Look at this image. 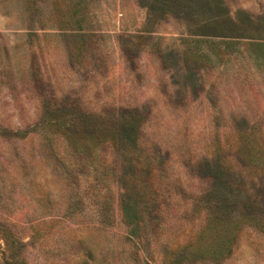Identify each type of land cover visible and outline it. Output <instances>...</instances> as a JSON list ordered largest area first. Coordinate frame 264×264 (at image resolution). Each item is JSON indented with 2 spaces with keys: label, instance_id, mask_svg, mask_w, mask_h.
Returning <instances> with one entry per match:
<instances>
[{
  "label": "rangeland",
  "instance_id": "rangeland-1",
  "mask_svg": "<svg viewBox=\"0 0 264 264\" xmlns=\"http://www.w3.org/2000/svg\"><path fill=\"white\" fill-rule=\"evenodd\" d=\"M0 264H264V0H0Z\"/></svg>",
  "mask_w": 264,
  "mask_h": 264
}]
</instances>
